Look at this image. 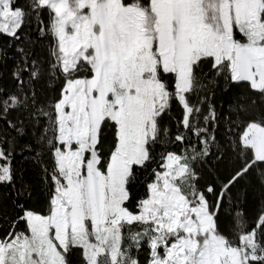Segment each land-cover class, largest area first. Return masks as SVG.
<instances>
[{
	"label": "snow or ice",
	"instance_id": "6c2138e0",
	"mask_svg": "<svg viewBox=\"0 0 264 264\" xmlns=\"http://www.w3.org/2000/svg\"><path fill=\"white\" fill-rule=\"evenodd\" d=\"M0 264H264V0H0Z\"/></svg>",
	"mask_w": 264,
	"mask_h": 264
}]
</instances>
